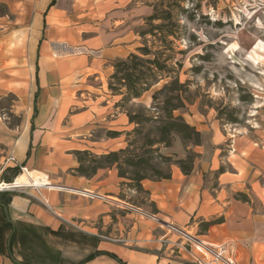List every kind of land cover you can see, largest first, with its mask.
Masks as SVG:
<instances>
[{"label": "crops", "instance_id": "1", "mask_svg": "<svg viewBox=\"0 0 264 264\" xmlns=\"http://www.w3.org/2000/svg\"><path fill=\"white\" fill-rule=\"evenodd\" d=\"M1 8L0 99L13 100L11 115L0 120V182L5 170L24 166L59 187L26 186L10 199L17 230L12 253L20 263L6 249L11 231L0 210V264L114 259L100 254L80 263L99 251L127 264H197L165 243L166 224L198 229L218 217L224 221L204 236L229 243L239 264H264V128L231 133L225 157L217 148L189 175L176 168L170 179L144 180L143 206L119 197L141 193L124 188L115 168L92 178L72 172L76 150L123 148L134 127L108 82L113 63L141 46L129 25L141 24V1L0 0ZM11 155L16 162H6Z\"/></svg>", "mask_w": 264, "mask_h": 264}, {"label": "rangeland", "instance_id": "2", "mask_svg": "<svg viewBox=\"0 0 264 264\" xmlns=\"http://www.w3.org/2000/svg\"><path fill=\"white\" fill-rule=\"evenodd\" d=\"M139 1L143 7L141 24L137 20L129 23L135 32L147 28L144 20L146 12L150 10L152 13L154 6L161 2ZM178 1L184 8L179 9L176 17L180 39L175 42V50L168 53L173 56L170 64L176 67L181 64L179 76L180 81L185 82L182 91L185 107L175 113L181 114L201 136L200 142L195 143L183 140L176 134L171 146L161 144L159 148L160 152L170 156L173 162L183 158L189 163V158L193 157L195 169L197 165L203 167L217 148L225 157L231 133L245 131L251 127L264 128V0ZM2 10L1 8L0 12ZM159 22L161 21H156ZM139 40L141 46L146 41L152 45L151 36L146 39L140 37ZM155 48H163V43L157 42ZM167 81L168 79L162 80L142 98L129 103L126 109H121L127 112L148 108L154 113L152 95ZM12 100V96L0 99V120L2 114V118H9L11 115ZM12 118L13 122L20 121L18 117ZM153 125L145 127L144 135L150 132ZM144 135L138 136L137 139L142 142ZM157 164L164 171L171 169L172 175L176 168L180 169L175 163L169 166L168 163L157 161ZM23 174L25 173L21 169L18 175L14 171L6 170L2 174L0 184L14 183ZM31 175L48 180L41 172L31 171ZM210 181L212 186L216 185L214 175ZM18 190H1L0 194L11 199ZM4 193L8 194L4 196ZM140 193L129 192L125 196L133 203L143 206L146 204V194ZM187 230L207 239L200 233V227ZM27 248L29 254H34L35 250ZM49 263L54 264L50 261ZM99 264L119 263L105 257Z\"/></svg>", "mask_w": 264, "mask_h": 264}, {"label": "trees", "instance_id": "3", "mask_svg": "<svg viewBox=\"0 0 264 264\" xmlns=\"http://www.w3.org/2000/svg\"><path fill=\"white\" fill-rule=\"evenodd\" d=\"M179 9H184L178 0H168L155 5L153 12L145 17L147 28L138 31V35L144 39L151 36L152 45L148 41L137 48V52L130 53L125 58H119L114 63V72L109 78L108 87L114 95L121 98L117 106L126 109V106L135 99L141 98L146 92L151 90L162 80L168 81L152 95L154 113L144 108L140 111H127L129 122L134 127L128 131L127 144L125 147L111 150L106 153L97 154L91 150H76L75 156L78 160V166L72 169L75 175L92 178L100 169L117 170L118 176L122 179L121 185L128 190L137 192H147L143 187V181L170 179L172 177L171 169L164 171L158 166L157 161L177 164L181 171L189 175L194 169V159L190 157V162L185 159H177L173 162L170 156L160 152L159 146L163 144L169 147L173 144L174 135H179L183 140L200 142V132L185 118L175 112L185 107L183 89L185 82L180 81L181 64L176 67L172 62L173 56L168 51H174L176 40L180 39L177 26L179 22L176 17ZM156 21H161L156 23ZM163 43V48L156 49V43ZM153 125L149 133L144 135L147 125ZM154 132L152 135L151 133ZM118 132L111 131L109 136H117ZM143 136V141L137 139ZM134 139H131V137ZM14 171L16 175L20 173V168L7 169ZM224 170L221 167L218 171ZM6 171V170H5ZM4 171V172H5ZM4 193L3 195H7ZM119 197L126 199L125 193L121 192ZM245 200L247 197L244 196ZM0 201L9 207L10 199L0 194ZM0 210L5 219V226L12 231V225L6 220L3 208ZM155 211L156 209L153 208ZM224 221V217L214 218L200 223V233L204 234L210 226ZM17 230L12 237L11 251L13 243L16 240ZM7 251L8 248L6 247ZM9 252V251H8ZM107 254L116 259L120 264H127L119 259L115 254L109 252H96L88 255L80 263H85L94 259L97 255ZM26 264H33L25 262Z\"/></svg>", "mask_w": 264, "mask_h": 264}, {"label": "built area", "instance_id": "4", "mask_svg": "<svg viewBox=\"0 0 264 264\" xmlns=\"http://www.w3.org/2000/svg\"><path fill=\"white\" fill-rule=\"evenodd\" d=\"M9 161L16 162V159L11 155L7 159V162ZM19 167L23 173L27 171L26 167ZM32 187L39 188L40 186ZM166 227L169 231L164 238L165 243L170 244L172 248L186 253L195 263L239 264L229 243H212L208 239H203L202 236L175 224L168 223ZM171 235H174L176 239H172Z\"/></svg>", "mask_w": 264, "mask_h": 264}, {"label": "bare ground", "instance_id": "5", "mask_svg": "<svg viewBox=\"0 0 264 264\" xmlns=\"http://www.w3.org/2000/svg\"><path fill=\"white\" fill-rule=\"evenodd\" d=\"M55 184V183H54ZM60 184V183H59ZM50 186V187H59V186H55V185H51L48 181H40V180H37L35 179V177L33 175H31V171L27 169V171L25 172V174H23L20 178L17 179L16 182L14 183H2L0 184V191L1 190H12V189H21L23 188L24 186H30V188H32V186ZM65 186V185H64ZM67 187V186H66ZM70 187V186H69ZM29 190V188H28ZM72 191V190H71ZM83 191V190H82ZM69 192V190H68ZM78 192V191H77ZM89 191H87L88 193ZM94 192V191H93ZM85 193V192H84ZM97 194V193H96ZM98 195V194H97ZM101 195V193H100ZM103 196V195H101ZM92 197V196H91ZM110 197V196H109ZM116 197V196H115ZM107 198V197H106ZM105 198V199H106ZM112 200H115L113 199V197H111ZM118 199V198H117ZM109 202V201H108ZM114 203V202H113ZM129 203V202H128ZM117 205V204H115ZM49 206V205H48ZM140 208V207H138ZM144 209V208H143ZM139 211V210H138ZM141 212V211H140ZM143 213V212H142ZM144 215V214H143ZM148 215V213H147ZM153 216V215H151ZM150 216V217H151ZM155 217V216H154ZM156 219V218H155ZM160 222V221H159ZM163 224V223H162ZM180 227V226H179Z\"/></svg>", "mask_w": 264, "mask_h": 264}, {"label": "water", "instance_id": "6", "mask_svg": "<svg viewBox=\"0 0 264 264\" xmlns=\"http://www.w3.org/2000/svg\"><path fill=\"white\" fill-rule=\"evenodd\" d=\"M0 206L3 208L4 210V213H5V216H6V220L8 222L11 223L12 225V231L8 237V240H7V248H8V251H9V254L11 255V257L17 262V263H20L17 259L14 258L13 256V253L11 251V242H12V237L14 235V233L16 232V223L15 221L12 219L11 215H10V210H9V207L2 201H0Z\"/></svg>", "mask_w": 264, "mask_h": 264}]
</instances>
